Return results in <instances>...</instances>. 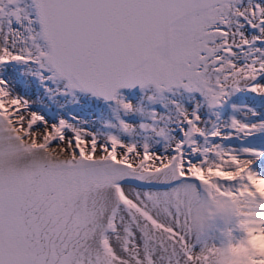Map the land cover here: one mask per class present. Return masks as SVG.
Segmentation results:
<instances>
[{
	"label": "snow or ice",
	"instance_id": "snow-or-ice-1",
	"mask_svg": "<svg viewBox=\"0 0 264 264\" xmlns=\"http://www.w3.org/2000/svg\"><path fill=\"white\" fill-rule=\"evenodd\" d=\"M241 96L264 0H0V264H264Z\"/></svg>",
	"mask_w": 264,
	"mask_h": 264
},
{
	"label": "bare ground",
	"instance_id": "bare-ground-1",
	"mask_svg": "<svg viewBox=\"0 0 264 264\" xmlns=\"http://www.w3.org/2000/svg\"><path fill=\"white\" fill-rule=\"evenodd\" d=\"M244 96H241L240 98H243ZM245 100L243 101L244 103H249V104H254L257 105L259 107H264V101H256L254 99H250L248 97H244ZM237 115H239V113H237Z\"/></svg>",
	"mask_w": 264,
	"mask_h": 264
},
{
	"label": "rangeland",
	"instance_id": "rangeland-1",
	"mask_svg": "<svg viewBox=\"0 0 264 264\" xmlns=\"http://www.w3.org/2000/svg\"><path fill=\"white\" fill-rule=\"evenodd\" d=\"M242 104H244V103H242Z\"/></svg>",
	"mask_w": 264,
	"mask_h": 264
}]
</instances>
